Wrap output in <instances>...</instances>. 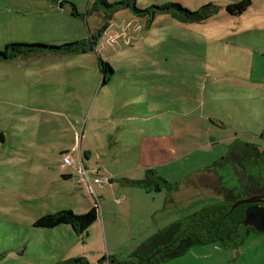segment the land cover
<instances>
[{
    "label": "rangeland",
    "instance_id": "rangeland-1",
    "mask_svg": "<svg viewBox=\"0 0 264 264\" xmlns=\"http://www.w3.org/2000/svg\"><path fill=\"white\" fill-rule=\"evenodd\" d=\"M240 1L137 0L141 9L218 7L201 24L160 15L148 27L130 10L108 21L93 10L97 0H0V50L98 39L86 55L0 62V133L10 137L0 149V264L134 262L160 230L220 202L183 191L172 202L167 188L123 184L150 169L170 184L189 180L238 141L264 149V0L230 14ZM100 59L115 70L103 86ZM67 150L73 165H64ZM80 155L90 181L75 170ZM96 205L100 218L82 235L70 225L34 227L44 216ZM255 234L239 249L197 245L163 264H264Z\"/></svg>",
    "mask_w": 264,
    "mask_h": 264
},
{
    "label": "trees",
    "instance_id": "trees-1",
    "mask_svg": "<svg viewBox=\"0 0 264 264\" xmlns=\"http://www.w3.org/2000/svg\"><path fill=\"white\" fill-rule=\"evenodd\" d=\"M252 5L251 0H242L227 7L232 15H241ZM93 10H102L108 21L123 10H130L136 17L146 19L150 27L160 15H170L173 19L184 24H201L218 13L214 4L203 6L197 11H190L181 4L166 3L141 9L137 0H123L109 3L108 0H97ZM107 26L100 30L98 38L105 32ZM94 41H76L61 45L49 44H8L0 50V62L12 61L18 58H28L47 52L58 54L85 53L93 49ZM104 74L103 84L107 83V74L112 72L109 63L100 59ZM106 74V75H105ZM214 173L217 185L214 192L222 197V202L207 206L201 211L160 230L134 253V262L126 264H163L170 260L185 256L194 246L220 244L224 249H239L251 233H257L254 228L242 227L245 210L249 205H242L232 210V205L240 200L253 196L264 195V150L249 143L237 142L231 145L228 155L222 157L203 173ZM237 179V184L229 185L226 177ZM192 179V178H191ZM124 184L144 188L148 192L161 191L167 188L174 193L180 189V184H170L155 171L147 170L144 179L124 180ZM196 185V180L188 183ZM170 193V194H171ZM242 193H246L242 196ZM100 218L98 205L87 213L77 215L71 210L44 216L34 223L36 228L53 229L61 225H70L77 234H84ZM60 264H90L84 257H77Z\"/></svg>",
    "mask_w": 264,
    "mask_h": 264
},
{
    "label": "crops",
    "instance_id": "crops-1",
    "mask_svg": "<svg viewBox=\"0 0 264 264\" xmlns=\"http://www.w3.org/2000/svg\"><path fill=\"white\" fill-rule=\"evenodd\" d=\"M146 20V19H145ZM43 43H45V44H49V45H61V44H50V43H47V42H43ZM8 45V44H7ZM90 51H88V52H85V53H78V54H66V55H64V54H58V53H50V52H47V53H44V54H39V55H34V56H32V57H28V58H43V57H45V56H55V57H65V56H75V55H86V54H88ZM111 66V68H112V72H110L111 74V76H114L115 75V70H114V68L112 67V65H110ZM98 68H99V70H100V72L103 74V72H102V67H101V64H100V61L98 62ZM87 71V70H86ZM112 79V78H111ZM104 84L103 83H101V86H103ZM2 133V132H1ZM9 140H10V137H9V135L8 136H6L5 135V143L4 144H1L0 143V149H1V145H6L7 143H9ZM249 144H251V143H249ZM253 145H255L256 146V144H253ZM258 147V146H257ZM4 148V147H3ZM259 148V147H258ZM261 151H263L264 149H261V148H259ZM61 153H66V154H71V153H73V152H71V151H66V152H61ZM85 155H86V158H87V160L88 161H90L91 160V154H90V152H85ZM80 166L78 167H75V170H76V172L78 173V174H80L79 173V169H80V167H81V163H82V165H84V167H85V169H87V167L85 166V163H84V161H83V158H82V155H80ZM208 167H210V166H208ZM205 169H207V167L205 168ZM205 169H202V170H198V171H196L195 173H194V175L192 176V179H195L196 180V185H193V184H187L188 183V181L189 180H192L191 178H189V180H185V181H182V182H179V184H180V188L181 187H185V188H183V189H181L180 191L178 190V191H176V192H174V193H172V194H170V200L172 201V202H178L177 200H175L176 198L178 199L179 197H178V193L179 192H181V191H183V192H189V193H196V194H198V195H203V196H217L218 198H219V200H220V202H222V197L219 195V194H216L215 192H214V187L217 185V177H216V175L214 174V173H204V174H202L203 173V170H205ZM87 171H88V169H87ZM89 172V171H88ZM64 177L66 178V179H70V178H72L73 177V173H67V174H65L64 175ZM205 178L207 181H203L202 183H200L199 182V178ZM127 180H134L133 178H126ZM125 179V180H126ZM208 182H211V183H208ZM123 185H126V187H131L130 185H127V184H123ZM219 202V203H220ZM175 204V203H174ZM257 237H255L254 238V243H253V246L255 247L254 249H256V250H258V249H260L259 248V246H262V244L264 243V234H255ZM251 236V235H250ZM264 247V246H263ZM252 248V247H251ZM263 250H264V248H263Z\"/></svg>",
    "mask_w": 264,
    "mask_h": 264
},
{
    "label": "water",
    "instance_id": "water-1",
    "mask_svg": "<svg viewBox=\"0 0 264 264\" xmlns=\"http://www.w3.org/2000/svg\"><path fill=\"white\" fill-rule=\"evenodd\" d=\"M0 143H5V134L0 135ZM242 205H249L245 210V219L240 223L242 227L254 228L257 232L264 233V195L253 196L240 200L232 205V210Z\"/></svg>",
    "mask_w": 264,
    "mask_h": 264
},
{
    "label": "built area",
    "instance_id": "built-area-1",
    "mask_svg": "<svg viewBox=\"0 0 264 264\" xmlns=\"http://www.w3.org/2000/svg\"><path fill=\"white\" fill-rule=\"evenodd\" d=\"M63 162H64V165H66V166L73 165L74 161H73L72 155L71 154H65L64 158H63ZM79 173L81 174V176L86 177L88 181L91 180V178L89 177L87 169H85V167H84V165H82V163H81V167L79 169ZM111 181H112L111 179L107 180V182H110V183H111ZM97 182H102V181L97 180Z\"/></svg>",
    "mask_w": 264,
    "mask_h": 264
},
{
    "label": "flooded vegetation",
    "instance_id": "flooded-vegetation-1",
    "mask_svg": "<svg viewBox=\"0 0 264 264\" xmlns=\"http://www.w3.org/2000/svg\"><path fill=\"white\" fill-rule=\"evenodd\" d=\"M2 133H0V135H1ZM1 137V136H0Z\"/></svg>",
    "mask_w": 264,
    "mask_h": 264
}]
</instances>
